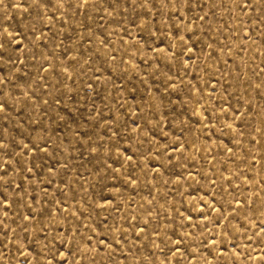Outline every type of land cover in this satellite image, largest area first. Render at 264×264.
I'll list each match as a JSON object with an SVG mask.
<instances>
[{
    "label": "rangeland",
    "instance_id": "374dc122",
    "mask_svg": "<svg viewBox=\"0 0 264 264\" xmlns=\"http://www.w3.org/2000/svg\"><path fill=\"white\" fill-rule=\"evenodd\" d=\"M0 45V264H264V0H3Z\"/></svg>",
    "mask_w": 264,
    "mask_h": 264
},
{
    "label": "snow or ice",
    "instance_id": "6c2138e0",
    "mask_svg": "<svg viewBox=\"0 0 264 264\" xmlns=\"http://www.w3.org/2000/svg\"><path fill=\"white\" fill-rule=\"evenodd\" d=\"M3 2V0H0V3H2ZM0 47H2V45H0ZM0 110H2V109H0Z\"/></svg>",
    "mask_w": 264,
    "mask_h": 264
}]
</instances>
